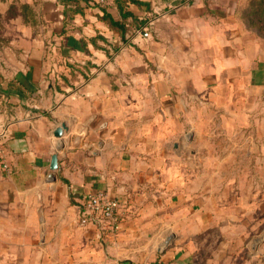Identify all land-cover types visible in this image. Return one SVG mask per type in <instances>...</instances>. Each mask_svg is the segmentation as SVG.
Returning <instances> with one entry per match:
<instances>
[{"label": "crops", "instance_id": "0c3cea01", "mask_svg": "<svg viewBox=\"0 0 264 264\" xmlns=\"http://www.w3.org/2000/svg\"><path fill=\"white\" fill-rule=\"evenodd\" d=\"M246 1L0 0V264H264V244L198 240L264 222V33ZM216 126L239 145H205ZM92 190L121 202L117 234L80 224Z\"/></svg>", "mask_w": 264, "mask_h": 264}, {"label": "rangeland", "instance_id": "374dc122", "mask_svg": "<svg viewBox=\"0 0 264 264\" xmlns=\"http://www.w3.org/2000/svg\"><path fill=\"white\" fill-rule=\"evenodd\" d=\"M254 2L255 0H247L246 3L244 4L243 7V13L245 14V18L249 21H251L253 23V25H255V27H259V30L261 33H264V13H260V11H258V6H256L255 4L251 3ZM257 1V0H256ZM264 5V4H263ZM28 12V10H27ZM66 65V64H65ZM215 129H213L214 135L213 138H209L206 142V144H209L211 146L216 147L215 150L218 151L219 153H225L228 150H231L233 148L234 145L238 146L239 142L237 140V137H235L236 135H231L228 134L224 128L221 126H216L214 127ZM192 136H188V142H192L193 138ZM207 150V149H205ZM214 150V151H215ZM216 152L217 156L216 158L213 156H210V159H215L216 161L223 162V160H226L227 157H223V154H219ZM224 154V155H225ZM211 163V162H208ZM257 185L261 186V191L264 190V170L262 171V173L260 174V181L257 180ZM262 199L264 198V192L262 191ZM213 231V230H212ZM242 231L241 230H237V233H240ZM252 232L251 234H249L248 232ZM244 233H246V236H226V237H217V236H213V235H207L204 236L202 238H198V240H201L202 244L204 245V248H207L208 246H210L213 250L214 249H218V247H221L220 249H226V245L235 247V253L236 255H238L239 253L241 254V256L246 255L247 252L251 251H258L260 249V247L264 244V242H261V244H259V242L261 240H263L264 238V222H254L249 229L244 230ZM211 234V233H210ZM255 244H259L257 246V249L254 250L253 245ZM171 245V244H170ZM223 246V247H222ZM209 247V248H210ZM219 249V250H220ZM211 251V249H208ZM208 255L212 256L211 252L205 253V257L207 258ZM240 256V257H241Z\"/></svg>", "mask_w": 264, "mask_h": 264}, {"label": "built area", "instance_id": "2783aa9c", "mask_svg": "<svg viewBox=\"0 0 264 264\" xmlns=\"http://www.w3.org/2000/svg\"><path fill=\"white\" fill-rule=\"evenodd\" d=\"M94 1L100 5H105L110 0ZM0 156L4 157L1 148ZM4 166L8 167V164L4 163ZM122 220L121 202L108 191L92 190L83 197L80 218L82 226L95 222L103 233L115 235L121 230Z\"/></svg>", "mask_w": 264, "mask_h": 264}, {"label": "trees", "instance_id": "16d2710c", "mask_svg": "<svg viewBox=\"0 0 264 264\" xmlns=\"http://www.w3.org/2000/svg\"><path fill=\"white\" fill-rule=\"evenodd\" d=\"M119 2H120V5H121L120 6L121 12L124 13V15H126V11L124 9V6H122V4H121V0H119ZM251 3L255 4L256 6H258L257 10L260 11V13H262V14L264 13V5H263L264 4V0H257V1L255 0L254 2L252 1ZM23 8H24L25 15H27L28 14L27 6H23ZM105 19L108 22V24L110 25V27L120 30L123 35L126 33L127 27L121 20H116L111 15H109L107 13L105 14Z\"/></svg>", "mask_w": 264, "mask_h": 264}, {"label": "water", "instance_id": "95a60500", "mask_svg": "<svg viewBox=\"0 0 264 264\" xmlns=\"http://www.w3.org/2000/svg\"><path fill=\"white\" fill-rule=\"evenodd\" d=\"M66 130H67V125H66L65 123H63V124H61V125L55 130V135H56L57 137H62V136L64 135V133H65ZM59 147H62V146H59ZM58 167H59L58 154L55 153V154L52 156V160H51V166H50V168H51L52 171H56V170L58 169ZM49 179H50L51 181L55 179L54 172H52V173L49 174ZM171 241H172V237H171V238H168V240H167V242H166V244H165V246H164V249H166V248H168V247L170 246ZM261 242H264V238H263V240H261V241L259 242V244H261ZM259 244H255V245H253L254 250L257 249V246H258Z\"/></svg>", "mask_w": 264, "mask_h": 264}]
</instances>
